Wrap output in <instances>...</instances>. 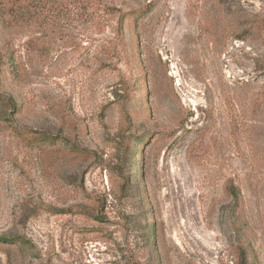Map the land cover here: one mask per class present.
<instances>
[{
	"label": "rangeland",
	"instance_id": "374dc122",
	"mask_svg": "<svg viewBox=\"0 0 264 264\" xmlns=\"http://www.w3.org/2000/svg\"><path fill=\"white\" fill-rule=\"evenodd\" d=\"M117 4L115 46L0 23V264H264V0Z\"/></svg>",
	"mask_w": 264,
	"mask_h": 264
},
{
	"label": "trees",
	"instance_id": "16d2710c",
	"mask_svg": "<svg viewBox=\"0 0 264 264\" xmlns=\"http://www.w3.org/2000/svg\"><path fill=\"white\" fill-rule=\"evenodd\" d=\"M140 15L141 11L138 10L125 13L118 6L117 0H0V23L14 29L24 27L34 29V36H29L27 39L30 44H35L42 39L44 34L42 32H47L49 37L57 38L60 42L68 39L78 45L85 39L90 40L89 45H93L101 39L95 34H101L110 29L112 36L105 42L115 46L116 42L123 37L125 22L134 17L136 29ZM70 30L74 35L65 33ZM85 31H91V33H85ZM37 33L41 35L36 36ZM106 46L102 43L96 46L92 55L105 49ZM102 52L105 51L102 50ZM7 100L14 112L16 104L10 98ZM43 138L45 146H51V143L56 140V137L48 133L43 134ZM60 145L69 149V152H78L77 145L70 144L63 138ZM230 193L234 200H237L235 190L231 189ZM3 240L6 242L7 239Z\"/></svg>",
	"mask_w": 264,
	"mask_h": 264
}]
</instances>
